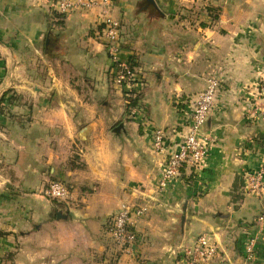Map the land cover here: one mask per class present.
Returning <instances> with one entry per match:
<instances>
[{
  "label": "crops",
  "instance_id": "1",
  "mask_svg": "<svg viewBox=\"0 0 264 264\" xmlns=\"http://www.w3.org/2000/svg\"><path fill=\"white\" fill-rule=\"evenodd\" d=\"M105 13L0 0V264H181L202 234L217 246L211 264H263L264 222L250 260L245 248L264 215V192L247 182L264 171V122L250 114L264 78V0H111ZM108 17L132 90L115 82L100 37ZM209 77L220 89L203 128L208 156L158 192ZM53 180L69 206L45 196ZM121 204L149 207L126 254L108 234Z\"/></svg>",
  "mask_w": 264,
  "mask_h": 264
},
{
  "label": "built area",
  "instance_id": "2",
  "mask_svg": "<svg viewBox=\"0 0 264 264\" xmlns=\"http://www.w3.org/2000/svg\"><path fill=\"white\" fill-rule=\"evenodd\" d=\"M54 12L67 15L81 10L100 8L103 14L111 6V0H50ZM100 37L105 48L114 63L116 70L115 82L121 86L133 89L136 78L129 69L127 63H121L118 59L120 50V34L118 22L110 17L106 18ZM220 84L216 78L209 77L205 81L204 89L195 97L191 103V114L184 139L176 145L175 150L170 153L164 162L162 171L157 181V191L166 189L174 180L178 179L181 171L185 168L198 169L206 160L210 147V138L203 133L209 112L212 109L215 98L219 92ZM254 103L250 114L264 122V78L256 87ZM137 107L129 110L133 116L138 113ZM164 132L156 129L153 133V148L156 152L164 151ZM248 190L256 195L264 192V171L262 169L251 171L247 175ZM45 196L51 201L69 206L71 192L69 188L60 181H49L44 189ZM148 205L129 207L121 204L111 215L108 222V234L112 242L122 252L128 253L139 243V236L134 229V223L147 214ZM264 215L257 218V233L248 241L245 248L247 259L255 256V246L261 242ZM179 255L181 264H211L217 256V246L211 239L202 234L197 237L192 246L183 248ZM264 264V261H263Z\"/></svg>",
  "mask_w": 264,
  "mask_h": 264
},
{
  "label": "trees",
  "instance_id": "3",
  "mask_svg": "<svg viewBox=\"0 0 264 264\" xmlns=\"http://www.w3.org/2000/svg\"><path fill=\"white\" fill-rule=\"evenodd\" d=\"M129 69L132 72V64L129 65ZM137 100H138V96L131 94V96L126 100V109H128V111H129L131 108L136 107Z\"/></svg>",
  "mask_w": 264,
  "mask_h": 264
},
{
  "label": "water",
  "instance_id": "4",
  "mask_svg": "<svg viewBox=\"0 0 264 264\" xmlns=\"http://www.w3.org/2000/svg\"><path fill=\"white\" fill-rule=\"evenodd\" d=\"M57 218L60 219V218H64V216L61 214V212H58L57 213Z\"/></svg>",
  "mask_w": 264,
  "mask_h": 264
},
{
  "label": "rangeland",
  "instance_id": "5",
  "mask_svg": "<svg viewBox=\"0 0 264 264\" xmlns=\"http://www.w3.org/2000/svg\"><path fill=\"white\" fill-rule=\"evenodd\" d=\"M128 98H129V97H128ZM128 98H127V97H125V99H128ZM125 107H126V104H125ZM127 111H128V109H127ZM121 253H122V254H124L125 252H124V253H123V252H121ZM128 253H130V252H128ZM125 254H126V253H125Z\"/></svg>",
  "mask_w": 264,
  "mask_h": 264
}]
</instances>
